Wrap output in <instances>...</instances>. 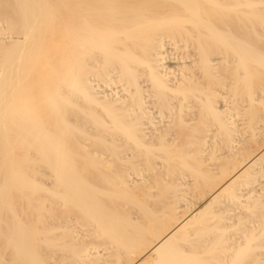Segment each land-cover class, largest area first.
<instances>
[{"label": "bare ground", "instance_id": "obj_1", "mask_svg": "<svg viewBox=\"0 0 264 264\" xmlns=\"http://www.w3.org/2000/svg\"><path fill=\"white\" fill-rule=\"evenodd\" d=\"M0 264H264V0H0Z\"/></svg>", "mask_w": 264, "mask_h": 264}]
</instances>
